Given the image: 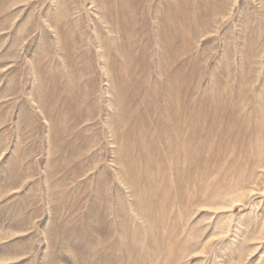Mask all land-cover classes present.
<instances>
[{"label":"rangeland","instance_id":"374dc122","mask_svg":"<svg viewBox=\"0 0 264 264\" xmlns=\"http://www.w3.org/2000/svg\"><path fill=\"white\" fill-rule=\"evenodd\" d=\"M0 264H264V0H0Z\"/></svg>","mask_w":264,"mask_h":264},{"label":"bare ground","instance_id":"6f19581e","mask_svg":"<svg viewBox=\"0 0 264 264\" xmlns=\"http://www.w3.org/2000/svg\"><path fill=\"white\" fill-rule=\"evenodd\" d=\"M195 2V1H194ZM194 7V6H193ZM194 13V12H193ZM171 14V13H170ZM138 21V20H137ZM193 21V20H192ZM197 21V20H196ZM117 22V21H116ZM194 98V97H193ZM179 128V127H178ZM225 160V159H224ZM227 160V159H226ZM192 181V180H191Z\"/></svg>","mask_w":264,"mask_h":264}]
</instances>
